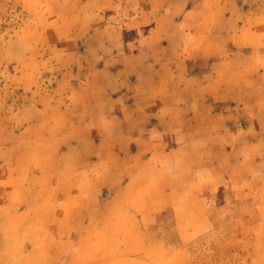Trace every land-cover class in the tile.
<instances>
[{
  "label": "crops",
  "instance_id": "0c3cea01",
  "mask_svg": "<svg viewBox=\"0 0 264 264\" xmlns=\"http://www.w3.org/2000/svg\"><path fill=\"white\" fill-rule=\"evenodd\" d=\"M162 9L140 37L102 50L78 84L62 70L61 112L40 102L0 105V245L17 241L5 264L43 261V223L30 213L27 226V214L12 212L38 198L33 167H57L63 184L77 185L62 190L55 231L61 244L75 232L81 250L92 241L108 254L97 264H181L217 225L214 194L222 207L264 197V135L229 133L223 112L235 103L264 112V0L168 1ZM70 91L75 100H65ZM104 188L112 196L100 203Z\"/></svg>",
  "mask_w": 264,
  "mask_h": 264
},
{
  "label": "rangeland",
  "instance_id": "374dc122",
  "mask_svg": "<svg viewBox=\"0 0 264 264\" xmlns=\"http://www.w3.org/2000/svg\"><path fill=\"white\" fill-rule=\"evenodd\" d=\"M168 1L185 5L195 0H0V105L5 108L3 110H23L40 102L49 107L53 104V111L61 112L60 108L54 107L62 104L55 102V98L62 97L57 89L62 70L70 73L71 84H78L85 77L86 66H93L100 59L102 50L107 49L105 53L109 54L111 49H122L120 41L125 35L135 38L147 32L151 28L150 21L164 10L162 5ZM29 71L34 76L32 84H28L30 80L27 83L22 79ZM259 94L256 97L261 98ZM64 96L69 101L77 97L74 91L66 92ZM248 104H245L247 110H239L236 103L225 106L228 110L223 112L229 115L224 120V127L235 134L250 129L256 131L251 137H262L264 112L253 114V104ZM241 143H245L244 136ZM243 165L248 167L245 162ZM59 170L57 167H33L38 198L12 212L27 214V226H30V213L43 223L44 232L38 237L41 247L38 256L43 261L38 264H97L95 260L108 258V254H99L101 249L93 246L92 241H87L81 250L75 232L66 233V241L61 244V233L55 231L56 223L62 219V190L70 185L77 191V185L72 181L66 180L63 184L59 180ZM216 195L209 200L217 223L215 229L188 247L181 255L180 263L264 264V207L260 211L257 208L264 204V197L246 205H239L234 200L230 207H222ZM111 196L110 190L104 188L100 203ZM0 246V264H5L8 252L17 247V241L5 240ZM3 249L6 252L3 253ZM81 257L85 258L84 263L78 262Z\"/></svg>",
  "mask_w": 264,
  "mask_h": 264
}]
</instances>
